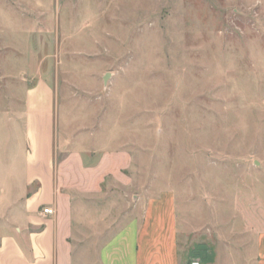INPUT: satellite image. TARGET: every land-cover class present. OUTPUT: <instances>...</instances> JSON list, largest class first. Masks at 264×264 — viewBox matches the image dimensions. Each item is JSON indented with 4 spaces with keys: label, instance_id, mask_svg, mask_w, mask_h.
<instances>
[{
    "label": "rangeland",
    "instance_id": "obj_1",
    "mask_svg": "<svg viewBox=\"0 0 264 264\" xmlns=\"http://www.w3.org/2000/svg\"><path fill=\"white\" fill-rule=\"evenodd\" d=\"M40 80L67 140L59 160L92 149L125 166L116 218L174 191L196 241L224 262L251 253L264 232V0H0L3 209Z\"/></svg>",
    "mask_w": 264,
    "mask_h": 264
},
{
    "label": "crops",
    "instance_id": "obj_2",
    "mask_svg": "<svg viewBox=\"0 0 264 264\" xmlns=\"http://www.w3.org/2000/svg\"><path fill=\"white\" fill-rule=\"evenodd\" d=\"M22 116L23 180L18 194L1 203L0 264H264V232L248 256L229 252L227 262L209 243L196 241L182 227L174 191L140 201L135 213L129 203L130 211L119 209L116 218L114 189L130 183L115 173L125 166L107 158L94 163L92 149L59 160L67 140L57 143L55 92L44 80L27 90Z\"/></svg>",
    "mask_w": 264,
    "mask_h": 264
},
{
    "label": "built area",
    "instance_id": "obj_3",
    "mask_svg": "<svg viewBox=\"0 0 264 264\" xmlns=\"http://www.w3.org/2000/svg\"><path fill=\"white\" fill-rule=\"evenodd\" d=\"M43 213L45 215H54V211L52 209H49V208H45L43 210ZM191 264H201V263L196 261V262H192Z\"/></svg>",
    "mask_w": 264,
    "mask_h": 264
}]
</instances>
